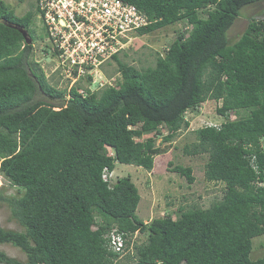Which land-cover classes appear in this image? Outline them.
I'll return each instance as SVG.
<instances>
[{"label":"trees","instance_id":"1","mask_svg":"<svg viewBox=\"0 0 264 264\" xmlns=\"http://www.w3.org/2000/svg\"><path fill=\"white\" fill-rule=\"evenodd\" d=\"M122 1L149 20L138 36L179 22L188 30L152 68L113 57L116 86H78L83 95L49 85L30 67L37 15L17 16L0 1V174L22 190L3 200L23 229L0 226V244L26 256L20 262L0 252V264H118L106 238L113 229L125 250L134 233L146 234L126 255L134 264H264L249 258L251 240L264 235V21L253 18L234 42L227 38L239 12L263 0ZM208 100L220 103L226 119L245 113L195 130V142L183 148L187 156L208 155L204 178L223 185L221 200L144 223L135 215L134 183L104 181V172L117 163L152 170L154 157L167 152L155 138L170 146L188 127L185 113ZM172 170L194 183L190 167Z\"/></svg>","mask_w":264,"mask_h":264},{"label":"rangeland","instance_id":"2","mask_svg":"<svg viewBox=\"0 0 264 264\" xmlns=\"http://www.w3.org/2000/svg\"><path fill=\"white\" fill-rule=\"evenodd\" d=\"M3 1V0H0ZM10 0L3 2L8 4L17 16H22L27 11H33V6L28 0H24L25 6L18 5ZM28 1V2H27ZM264 21V0L244 7L232 27L227 32V38L234 42L245 30L247 23L252 20ZM32 53L29 57V65L36 73H42L47 83L59 90L68 89V82L59 77L55 70V58L51 57L50 48L45 43L46 36L42 28L41 21L36 16L31 25ZM188 30L185 22H179L162 29L156 30L144 36L135 37L128 49L118 57L122 62L135 67L138 70L152 68L155 65L157 56H163L167 46L175 39L180 31ZM120 79L117 72L116 63H110L102 68L98 81H102L104 86H92L94 92H100L108 87L107 83L116 86V80ZM85 85L83 83L81 85ZM67 86V87H66ZM42 99V98H41ZM220 103L208 100L198 108L188 111L184 115L188 127L181 128L177 136L174 137L170 146L162 142V136L155 138V146L160 149L167 148L166 153L154 157L153 168L146 171L140 167L117 163L113 172L110 173V180L115 182L118 179L129 177L137 188L140 196L135 215L144 223L153 219L169 216L173 219L179 216V210H189L193 208L206 209L212 204L221 200L223 195V185L221 183L208 182L204 178V165L208 161L207 154L197 156H187L183 153V148L195 142L194 131L206 126L218 127L227 119L235 120L244 115V112L229 113L228 118L217 113ZM58 108H55L57 110ZM164 135L165 130L160 129ZM151 136V135H150ZM150 136H144V139ZM264 147V142H263ZM109 153L111 152L108 150ZM180 165L190 167L194 183L188 184L185 178L173 172V167ZM22 190L11 186L9 182L0 174V226L6 230L22 231L14 220L10 219V213L4 202V198L19 196ZM99 222L100 219L96 218ZM146 234L134 233L130 238V245L124 255H119L118 264H134V259L126 258L128 254L132 256L133 246L145 243ZM252 247L249 258L252 261L264 258V235L257 236L251 240ZM0 252L8 257L20 262H25V254L17 247L10 244H0Z\"/></svg>","mask_w":264,"mask_h":264},{"label":"built area","instance_id":"3","mask_svg":"<svg viewBox=\"0 0 264 264\" xmlns=\"http://www.w3.org/2000/svg\"><path fill=\"white\" fill-rule=\"evenodd\" d=\"M10 1L26 5L24 0ZM28 1L41 21L48 41L45 44L50 48L51 57L55 58V70L68 82V95L73 88L84 94L78 87L83 79L85 85L82 86L91 91L98 90H92V86H104L98 81L102 68L113 63V57L124 53L138 37L137 31L149 24L143 12L122 0ZM107 86L113 87L112 83ZM102 178L109 181L110 175L105 171ZM106 238L113 252L125 254L126 239L122 234L113 229Z\"/></svg>","mask_w":264,"mask_h":264},{"label":"water","instance_id":"4","mask_svg":"<svg viewBox=\"0 0 264 264\" xmlns=\"http://www.w3.org/2000/svg\"><path fill=\"white\" fill-rule=\"evenodd\" d=\"M10 27H11V26H10ZM13 28L17 29L20 33H22V35H23V37L25 38L26 43H27L28 45L31 44V39L29 38V36H28V34H27V32H26L25 30H23V29H21V28H17V27H13Z\"/></svg>","mask_w":264,"mask_h":264}]
</instances>
